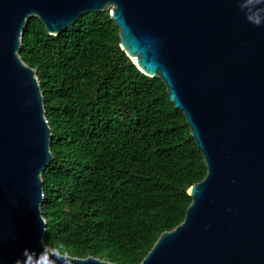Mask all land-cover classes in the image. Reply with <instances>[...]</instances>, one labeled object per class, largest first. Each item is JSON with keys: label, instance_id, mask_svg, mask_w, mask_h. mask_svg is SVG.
Instances as JSON below:
<instances>
[{"label": "water", "instance_id": "1", "mask_svg": "<svg viewBox=\"0 0 264 264\" xmlns=\"http://www.w3.org/2000/svg\"><path fill=\"white\" fill-rule=\"evenodd\" d=\"M108 10L121 50L164 83L207 167L184 222L141 264H264V0H0V264H112L44 243L52 131L19 55L31 17L57 37Z\"/></svg>", "mask_w": 264, "mask_h": 264}, {"label": "trees", "instance_id": "2", "mask_svg": "<svg viewBox=\"0 0 264 264\" xmlns=\"http://www.w3.org/2000/svg\"><path fill=\"white\" fill-rule=\"evenodd\" d=\"M110 10L63 34L27 21L19 55L36 72L52 131L44 243L52 252L141 264L175 230L207 175L203 155L160 79L120 48Z\"/></svg>", "mask_w": 264, "mask_h": 264}]
</instances>
